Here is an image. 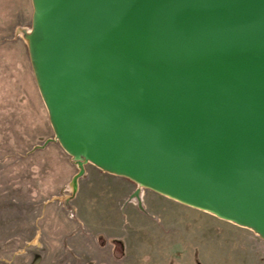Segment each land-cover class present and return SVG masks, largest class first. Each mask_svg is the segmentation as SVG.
<instances>
[{"label":"water","instance_id":"95a60500","mask_svg":"<svg viewBox=\"0 0 264 264\" xmlns=\"http://www.w3.org/2000/svg\"><path fill=\"white\" fill-rule=\"evenodd\" d=\"M32 1L74 180L92 162L264 238V0Z\"/></svg>","mask_w":264,"mask_h":264},{"label":"rangeland","instance_id":"374dc122","mask_svg":"<svg viewBox=\"0 0 264 264\" xmlns=\"http://www.w3.org/2000/svg\"><path fill=\"white\" fill-rule=\"evenodd\" d=\"M33 12L0 0V264H264L249 227L92 162L74 180L31 62Z\"/></svg>","mask_w":264,"mask_h":264},{"label":"crops","instance_id":"0c3cea01","mask_svg":"<svg viewBox=\"0 0 264 264\" xmlns=\"http://www.w3.org/2000/svg\"><path fill=\"white\" fill-rule=\"evenodd\" d=\"M109 174H111V173H109ZM112 175H115V174H112Z\"/></svg>","mask_w":264,"mask_h":264}]
</instances>
